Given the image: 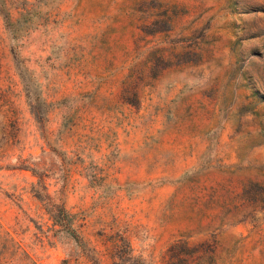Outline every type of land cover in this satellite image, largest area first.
<instances>
[{
    "label": "rangeland",
    "instance_id": "obj_1",
    "mask_svg": "<svg viewBox=\"0 0 264 264\" xmlns=\"http://www.w3.org/2000/svg\"><path fill=\"white\" fill-rule=\"evenodd\" d=\"M0 264H264V0H0Z\"/></svg>",
    "mask_w": 264,
    "mask_h": 264
},
{
    "label": "trees",
    "instance_id": "obj_2",
    "mask_svg": "<svg viewBox=\"0 0 264 264\" xmlns=\"http://www.w3.org/2000/svg\"><path fill=\"white\" fill-rule=\"evenodd\" d=\"M59 211L63 212V207H60V208H59Z\"/></svg>",
    "mask_w": 264,
    "mask_h": 264
}]
</instances>
